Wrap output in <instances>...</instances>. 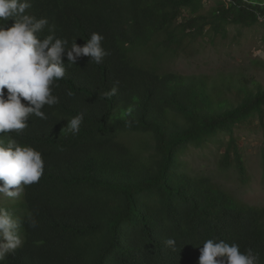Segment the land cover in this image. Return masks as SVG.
Returning <instances> with one entry per match:
<instances>
[{
    "label": "trees",
    "instance_id": "obj_1",
    "mask_svg": "<svg viewBox=\"0 0 264 264\" xmlns=\"http://www.w3.org/2000/svg\"><path fill=\"white\" fill-rule=\"evenodd\" d=\"M208 1L31 0L27 11L49 21L41 39L83 46L96 32L108 55L99 64L78 57L54 89L59 103L42 109L47 119L32 116L21 134H8L41 151L45 167L19 197L0 198L24 240L4 264H198L207 239L251 249L264 264V205L192 174L186 160L226 135L224 157L235 152L232 164L245 173L234 133L264 125V82L246 66L200 74L168 67L199 54L200 38L259 23L264 0H215L207 9ZM256 68L264 72V61ZM79 114L73 134L66 125Z\"/></svg>",
    "mask_w": 264,
    "mask_h": 264
},
{
    "label": "clouds",
    "instance_id": "obj_2",
    "mask_svg": "<svg viewBox=\"0 0 264 264\" xmlns=\"http://www.w3.org/2000/svg\"><path fill=\"white\" fill-rule=\"evenodd\" d=\"M31 7V0H0V133L6 137V140L0 138V181H3L0 195L9 198L19 197L24 187L40 181L45 159L41 151L19 143L8 134H21L32 116L47 119L42 109L45 105L52 107L59 103L54 89L59 87L57 82L65 77L68 66L76 64L78 57L88 56L90 61L99 64L108 55L102 46L104 37L96 32L83 46L74 39L69 47L67 38L53 34L41 39L49 21L30 14L27 10ZM8 20L14 22L5 27ZM65 49L67 64L64 62ZM114 93L115 89L106 95ZM82 122L83 115L79 114L68 120L66 127L76 134ZM27 220L30 227L37 226L32 213ZM21 228V222L0 207V264L23 246ZM174 243L171 239L166 241L169 246ZM203 245L198 264H259L258 253L251 249L242 252L237 243L207 239Z\"/></svg>",
    "mask_w": 264,
    "mask_h": 264
},
{
    "label": "rangeland",
    "instance_id": "obj_3",
    "mask_svg": "<svg viewBox=\"0 0 264 264\" xmlns=\"http://www.w3.org/2000/svg\"><path fill=\"white\" fill-rule=\"evenodd\" d=\"M215 4L210 0L206 8ZM203 44L200 53L193 57H179L169 62L168 67L184 74L216 73L235 71L246 66L252 74L264 82V72L256 65L264 61V19L253 26L232 24L228 36L200 38L197 47ZM237 146L242 155L246 172L243 173L232 164L231 158L224 157V141L229 137L221 136L204 148H193L187 155L188 167L192 174L207 175L219 182L233 195L244 202L264 205V125L254 121L249 126L235 130ZM7 196L0 195L5 199Z\"/></svg>",
    "mask_w": 264,
    "mask_h": 264
}]
</instances>
